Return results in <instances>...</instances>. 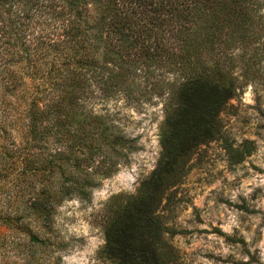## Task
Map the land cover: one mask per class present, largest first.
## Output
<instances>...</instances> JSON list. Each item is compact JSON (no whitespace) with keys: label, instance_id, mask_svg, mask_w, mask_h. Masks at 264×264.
Instances as JSON below:
<instances>
[{"label":"trees","instance_id":"obj_1","mask_svg":"<svg viewBox=\"0 0 264 264\" xmlns=\"http://www.w3.org/2000/svg\"><path fill=\"white\" fill-rule=\"evenodd\" d=\"M262 2L0 0L1 154L27 160L31 147L47 149L51 132L68 131L63 122L90 115L97 93L164 95L157 165L109 222L102 249L119 264H161L164 235L177 230L157 209L181 159L216 137L233 162L252 149L221 135L219 115L234 96L222 57L261 38Z\"/></svg>","mask_w":264,"mask_h":264},{"label":"rangeland","instance_id":"obj_2","mask_svg":"<svg viewBox=\"0 0 264 264\" xmlns=\"http://www.w3.org/2000/svg\"><path fill=\"white\" fill-rule=\"evenodd\" d=\"M255 14L261 38L222 57L234 96L219 115L221 135L252 149L233 162L216 137L181 159L157 209L177 230L164 235L161 264H264V0ZM165 107L164 95L97 93L90 115L63 122L47 149L31 147L27 160L0 152V264H63L92 237L104 241L95 264H119L102 252L105 229L157 165Z\"/></svg>","mask_w":264,"mask_h":264},{"label":"clouds","instance_id":"obj_3","mask_svg":"<svg viewBox=\"0 0 264 264\" xmlns=\"http://www.w3.org/2000/svg\"><path fill=\"white\" fill-rule=\"evenodd\" d=\"M72 205L78 206L77 201H73ZM66 207L61 206L58 208L60 213L67 214ZM76 232L78 235H84L87 238V231H81L79 229L70 228L69 235ZM102 237H92L87 239V242L83 248L72 249L63 256V264H95L94 257L97 249L103 244Z\"/></svg>","mask_w":264,"mask_h":264}]
</instances>
